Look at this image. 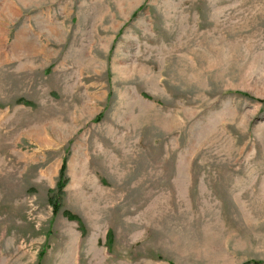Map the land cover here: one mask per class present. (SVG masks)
<instances>
[{
  "label": "rangeland",
  "instance_id": "obj_1",
  "mask_svg": "<svg viewBox=\"0 0 264 264\" xmlns=\"http://www.w3.org/2000/svg\"><path fill=\"white\" fill-rule=\"evenodd\" d=\"M0 264H264V0H0Z\"/></svg>",
  "mask_w": 264,
  "mask_h": 264
}]
</instances>
